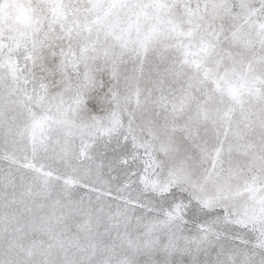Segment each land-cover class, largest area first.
Returning <instances> with one entry per match:
<instances>
[{
    "label": "snow or ice",
    "instance_id": "obj_1",
    "mask_svg": "<svg viewBox=\"0 0 264 264\" xmlns=\"http://www.w3.org/2000/svg\"><path fill=\"white\" fill-rule=\"evenodd\" d=\"M0 264H264V0H0Z\"/></svg>",
    "mask_w": 264,
    "mask_h": 264
}]
</instances>
